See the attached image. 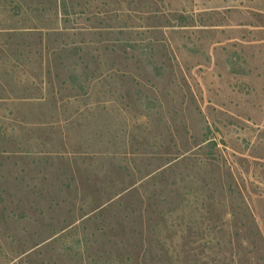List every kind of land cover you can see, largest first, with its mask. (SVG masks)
<instances>
[{
    "label": "rangeland",
    "instance_id": "374dc122",
    "mask_svg": "<svg viewBox=\"0 0 264 264\" xmlns=\"http://www.w3.org/2000/svg\"><path fill=\"white\" fill-rule=\"evenodd\" d=\"M0 264H264V0H0Z\"/></svg>",
    "mask_w": 264,
    "mask_h": 264
}]
</instances>
